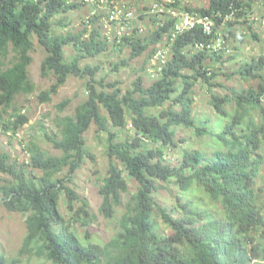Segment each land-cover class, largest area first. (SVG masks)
I'll use <instances>...</instances> for the list:
<instances>
[{
	"label": "trees",
	"instance_id": "16d2710c",
	"mask_svg": "<svg viewBox=\"0 0 264 264\" xmlns=\"http://www.w3.org/2000/svg\"><path fill=\"white\" fill-rule=\"evenodd\" d=\"M84 4L89 5L84 0H0V126L6 132L17 135L29 122V116L21 112L6 116L19 94L36 88L29 73L35 40L46 51L42 75L53 73L57 78L40 93L41 101L48 102L70 75L95 81L98 69L82 66L84 59L111 46L121 52L129 47V58L117 63L118 69L151 46L152 56L157 44L172 32L173 19L163 25L154 21L153 32L145 37L136 27L123 37L114 30L112 41L106 32L108 14L98 8L80 32L58 33L55 26L66 24L64 19L56 21V16ZM250 7L246 0H210L203 8L187 5V10L213 15L214 33L196 27L175 38L160 78L145 86L140 75L126 90L107 85L111 91L100 90L89 80L88 98L75 114L58 116V131L43 125L44 137L61 155H52L35 142L28 144L27 161L0 152V176H8L7 182H0V203L26 215L27 233L19 256L41 257L51 264H264V188L258 184L264 167V56L243 61L236 71L243 79L260 78L258 88H229L225 95L213 94V118L200 120L194 115L192 96L196 80L215 85L210 80L217 72L209 68L210 60H221L224 52H194L192 47L216 36L222 26L234 25L232 18L243 17ZM69 45L74 48L71 58L65 52ZM10 52L14 53L12 65L4 68ZM67 104L68 100L60 103V111ZM93 123L107 134L102 213L112 217L124 204L123 194L130 192L125 173L138 182L126 203L119 232L104 245L91 242L88 236L86 242L74 229L73 222L88 227L97 217L89 200L69 185L88 158L96 160L85 139ZM179 127L208 137L214 149L209 153L189 143L181 145L188 140L179 138ZM129 128L133 134L125 135ZM164 183L178 186L172 208L155 196ZM62 194L70 218L60 210ZM204 194L215 208L203 202ZM156 216L170 232L160 230ZM20 260L0 251V264Z\"/></svg>",
	"mask_w": 264,
	"mask_h": 264
},
{
	"label": "rangeland",
	"instance_id": "374dc122",
	"mask_svg": "<svg viewBox=\"0 0 264 264\" xmlns=\"http://www.w3.org/2000/svg\"><path fill=\"white\" fill-rule=\"evenodd\" d=\"M186 4L193 8H203L209 6L210 0H183ZM251 4V7L246 9L248 13L241 18L233 17L232 21L236 22L234 25L226 28L222 26L219 30L221 34L226 37V50L223 52L221 60L211 61L209 68L217 72L216 78L210 80L215 84L211 86L205 83L202 79L196 80L193 86L192 96L194 98V115L203 120L207 117L213 118L216 114L211 100L213 94L225 95L229 88H258L260 78L243 79L242 76L236 74L237 69L243 61L251 60L253 57L264 56V0H246ZM119 4H127L137 11V14L144 11L143 0H118ZM93 7L90 5H83L76 10L69 11L66 14H59L55 20L64 19L65 26H55L58 33L80 32L84 28V21L95 14ZM106 32L114 40V27L112 23L105 17ZM139 26H144L146 29L145 35L152 33L154 30V20L148 16L139 19ZM165 40L160 43L164 45ZM112 44V43H111ZM152 46L141 56L131 59L128 65H123L116 68L115 65L120 63L122 59H128L130 55V48L126 47L122 52L115 47L111 48L102 54L94 57L86 58L82 61V66L91 64L98 69L95 81L90 76H76L70 75L56 94L52 95V99L48 102H42L40 93L48 90L56 81L53 73L48 76H43L41 65L46 57V51L35 40V49L32 52L33 62L29 66L30 77L36 85L32 93H21L17 96L14 105L9 109L10 114L21 112L29 116V122L26 123L18 132L17 135L8 133L0 126V152L8 151L11 153L13 159L19 162L27 161L29 158L28 144L35 142L41 146L45 151L52 155H61L62 152L46 140L43 135V125L49 131H58L57 118L58 116L73 115L77 107L85 101L89 96L88 82L95 83L100 90H113L112 87L107 86L114 83L117 87L126 90L131 88L133 82L141 75L145 86L151 85L154 80L150 77L148 66L151 57ZM65 52L68 58L74 54L72 45L66 46ZM13 52H10L4 58V68L12 65ZM153 54V53H152ZM171 55V54H170ZM191 74L193 72H186ZM106 85V86H105ZM68 100L66 107L60 111L59 104ZM171 102H168L169 105ZM1 108V106H0ZM155 108L153 111H157ZM105 113L106 111L103 110ZM107 113V112H106ZM131 128V126H130ZM125 129L126 134H133L131 129ZM179 138H186L188 142H183L181 145H189L193 148L203 149V151L211 152L213 148L212 141L208 137H198L193 128L179 127ZM88 147L96 156V160L87 159L85 163L78 168L73 174V181L69 183L81 196L86 197L89 202L93 214L97 217L96 221L88 227L79 223L73 222L74 229L86 240L102 245L109 242L120 230L121 219L126 211V203L130 197L137 191L138 182L132 179L125 173L129 180L130 192L123 194L124 204L115 209L112 217H107L101 211L103 203L100 194V186L103 183L104 177L107 175L108 157H107V134L99 132L98 127L93 123L90 129L85 134ZM204 141V144L202 143ZM212 143V144H211ZM264 152V148L262 150ZM173 154L174 157L177 156ZM172 155V156H173ZM68 169L64 170L60 176H65ZM8 176L2 174L0 182H7ZM259 186L264 188V167L260 175ZM178 186L175 183H164L159 192L155 196L159 202L165 206L172 208L175 205V194L178 192ZM2 194H0V198ZM203 202L208 204L211 208H215L209 197L204 194ZM60 210L67 216L71 217V213L67 208V202L64 194L60 200ZM158 227L161 231L170 232V228L162 221L159 216L155 217ZM27 233L26 215L21 212L9 211L2 203H0V251L9 258L20 257L18 264H51L45 258L36 256H19V250L23 245L24 238ZM87 242V240H86Z\"/></svg>",
	"mask_w": 264,
	"mask_h": 264
},
{
	"label": "built area",
	"instance_id": "2783aa9c",
	"mask_svg": "<svg viewBox=\"0 0 264 264\" xmlns=\"http://www.w3.org/2000/svg\"><path fill=\"white\" fill-rule=\"evenodd\" d=\"M118 0H84L87 4L97 9H105L108 14V20L116 30V36H125L133 32L137 27L140 33H144V26H139V19L148 16L157 24H164L166 20L173 19L172 32L167 33L163 40L164 45L159 47L153 53L149 60V74L153 80H157L163 74L164 69L172 56L171 44L179 35L196 27H202L204 32L213 35L216 26V20L213 15L199 11L187 10V5L183 0H143L144 11L137 14V11L127 4H119ZM227 16V20L230 18ZM115 22V24H113ZM116 25V26H115ZM120 37V38H121ZM193 51L208 50L211 52H222L226 50V38L221 34L208 41L197 43ZM171 54V55H170Z\"/></svg>",
	"mask_w": 264,
	"mask_h": 264
}]
</instances>
